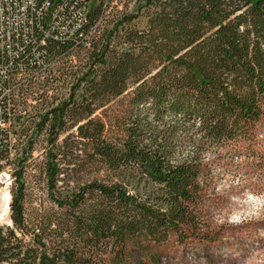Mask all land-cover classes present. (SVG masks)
Wrapping results in <instances>:
<instances>
[{
	"label": "trees",
	"instance_id": "trees-1",
	"mask_svg": "<svg viewBox=\"0 0 264 264\" xmlns=\"http://www.w3.org/2000/svg\"><path fill=\"white\" fill-rule=\"evenodd\" d=\"M0 5V174L15 164L13 224H0V264H89L107 251L123 260L131 245H161L173 233L204 237L213 168L264 167L257 141L264 0H139L140 14L110 19L104 0ZM83 47L84 64L66 74V96L49 101L41 88L29 90L44 78L52 82L59 63ZM15 69L24 75L18 79ZM18 80L21 87L7 94ZM28 96L41 102L28 103ZM69 127H77L97 171L59 198V138ZM41 135L50 149L44 171L51 197L82 211L67 224L71 236L54 221L27 223L25 173ZM208 151L213 157L206 160ZM72 239L92 248L88 259L61 247Z\"/></svg>",
	"mask_w": 264,
	"mask_h": 264
},
{
	"label": "rangeland",
	"instance_id": "rangeland-1",
	"mask_svg": "<svg viewBox=\"0 0 264 264\" xmlns=\"http://www.w3.org/2000/svg\"><path fill=\"white\" fill-rule=\"evenodd\" d=\"M105 1V19L112 18L114 13H124L134 11L140 14L137 9L139 0H104ZM106 20H104L105 22ZM142 24V23H139ZM87 48L83 47L72 56L71 60L59 63L60 71L53 70L52 77L55 80L46 82V78L41 84L33 85L29 88L31 91L42 89V96L49 101L66 96L71 78L66 79L69 68L72 65L82 66L86 60ZM67 72V73H66ZM45 81V83H44ZM44 86H43V85ZM39 92V95L41 93ZM34 98V97H33ZM28 103L39 105L41 99L33 100L28 96ZM57 99V100H59ZM115 105V103H112ZM114 107V106H113ZM116 107V105H115ZM30 112L35 110L29 108ZM101 109L97 112L100 114ZM257 141L264 145V120L258 125ZM45 135L39 137L35 150L27 162L25 173L26 194V217L30 226L36 224L48 223L49 221L60 223L59 231L63 228L65 236H71L67 230V224L73 220V217L82 214L81 209H67L54 201L51 197V191L47 185L46 173L44 171L47 153H49V143L45 140ZM60 144H64L60 150L57 162L65 174H62V180L53 191L55 197L67 196L76 189L79 184L96 175L92 159L84 149L85 144L80 142L77 137V127H69L60 135ZM22 148V142L18 144ZM55 151V150H54ZM188 152V150H186ZM264 151V149H263ZM15 153V152H14ZM13 159L15 156L10 155ZM213 157V153L205 154V159ZM236 160L237 157H235ZM248 159V158H247ZM250 161L253 158H250ZM246 157L238 161H245ZM254 164V163H253ZM10 172L14 171L15 164L6 166ZM9 171L7 172L10 175ZM2 174V173H1ZM0 174V214L3 210V192H7L12 197V178H3ZM213 185L210 189L211 199L206 207L207 221L205 226L209 225L206 236L197 237L190 231L185 234L173 233L171 237L161 245L150 247L131 245L126 251L123 260L115 259L114 254L105 252L103 257H94L89 264H264V167L254 164L247 173L225 171L219 166H215L212 171ZM11 203V202H10ZM80 216V215H79ZM0 224L12 225L13 222L9 213L0 218ZM55 226V225H54ZM69 238V237H66ZM78 240L72 239L69 242L62 243L61 247L70 246L75 248L78 256L88 259L92 248L83 244H78ZM60 247L59 245H55ZM97 252V248H95ZM105 251V250H103ZM84 261V260H83Z\"/></svg>",
	"mask_w": 264,
	"mask_h": 264
},
{
	"label": "built area",
	"instance_id": "built-area-1",
	"mask_svg": "<svg viewBox=\"0 0 264 264\" xmlns=\"http://www.w3.org/2000/svg\"><path fill=\"white\" fill-rule=\"evenodd\" d=\"M4 12V8H3V6L2 5H0V18L1 19H3V16H2V13ZM1 24H3L2 23V21H0V32H2L3 31V25L1 26ZM49 66H50V64H47L45 67H44V70L46 71V70H49ZM18 71L20 70V69H17ZM16 69L15 70H13V71H17ZM31 70V69H30ZM36 71L35 70H32L31 72H28V75L32 78V77H34V76H32L34 73H35ZM18 75H19V77H18V79L19 78H21L23 75H24V73L22 72V71H19L18 72ZM26 77V76H25ZM24 77V78H25ZM25 81H29V80H26L25 79ZM27 82H25V83H27ZM15 83H11V86L8 88V91H7V94H8V92H10V91H13V90H18L20 87H21V84L22 83H20V80H18V82L16 83V85H14ZM1 176H4L5 178H8V179H10L11 178V174L10 175H8L7 174V172H5V171H3L2 172V174H1Z\"/></svg>",
	"mask_w": 264,
	"mask_h": 264
},
{
	"label": "bare ground",
	"instance_id": "bare-ground-1",
	"mask_svg": "<svg viewBox=\"0 0 264 264\" xmlns=\"http://www.w3.org/2000/svg\"><path fill=\"white\" fill-rule=\"evenodd\" d=\"M4 178V176H2ZM3 210L0 214V218H3L5 215H7L9 213V208H10V196L7 194V192H3Z\"/></svg>",
	"mask_w": 264,
	"mask_h": 264
}]
</instances>
